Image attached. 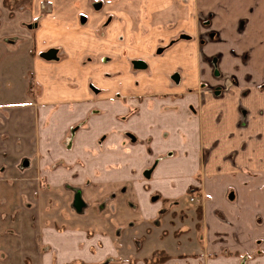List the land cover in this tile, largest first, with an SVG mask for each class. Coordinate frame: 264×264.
I'll return each instance as SVG.
<instances>
[{"label": "crops", "instance_id": "1", "mask_svg": "<svg viewBox=\"0 0 264 264\" xmlns=\"http://www.w3.org/2000/svg\"><path fill=\"white\" fill-rule=\"evenodd\" d=\"M143 53L145 69L124 57ZM8 62L27 73L22 118L36 111L37 130L23 143L39 154L38 182L128 213L122 226L108 210L89 211L88 226L70 213L66 226L23 229L22 246L7 234L15 258L2 264H264V0H0V71ZM190 187L196 204L183 206ZM177 210H200L192 247L175 237Z\"/></svg>", "mask_w": 264, "mask_h": 264}, {"label": "rangeland", "instance_id": "2", "mask_svg": "<svg viewBox=\"0 0 264 264\" xmlns=\"http://www.w3.org/2000/svg\"><path fill=\"white\" fill-rule=\"evenodd\" d=\"M15 3L16 6L17 1ZM49 4L48 1H43L40 5L44 14L49 15V13H52L53 6ZM94 4L96 8L101 7L99 3ZM145 26L149 29L148 23ZM143 29L144 33L142 39L147 40L150 35L149 31L144 27ZM188 39L187 37L180 36L177 39L171 40L166 47L169 48L177 41ZM105 56L107 55L95 56L94 58H98L100 63H110V60H113L111 55ZM59 57L62 59L63 55ZM65 57L66 56H64V58ZM124 57L128 60L129 65H131L132 68L135 67L134 69L137 70L135 62L144 61L145 64H147L150 54L143 53L139 56L132 54L125 55ZM16 68H11L10 62H8L7 67L4 66L0 71L2 74H10V70H12L14 75V78L0 80V260L4 258H15L11 257L14 251V247H11V245H13V240L10 238L6 239L7 234H10V236L12 234L16 238L17 244L21 245L23 229H28L32 226L38 227V225L56 227L66 226L68 220L74 218L73 216L70 217V213H77L75 224L78 226H88L89 211H92L96 215L99 210H108L107 217H109L112 224L116 226L125 224L126 217L124 214L128 213L127 210H115L111 205L101 204L104 202H98V199L92 197L94 192L92 194L87 193L84 188L68 184L55 187V185L50 183L43 184L42 182H38L39 180L36 178L38 169L35 166L39 154L37 151L31 149L29 144L23 143L24 140L35 135V131L37 130V115L36 111L31 110L28 119L25 116L22 118V115H24L22 110H26L28 95L21 93L24 87L21 81L23 76L22 73H24V78H27V73L23 71V69H21V71H23L21 72ZM32 75V72H30V80L28 81L30 84V100L35 99L34 93H36L34 91L35 83L32 81ZM130 76L127 78H130ZM91 85L94 86L93 83ZM97 90L98 91H95V93L100 94L101 90L99 88H97ZM120 96L121 94H118V97ZM77 126H82V123ZM132 139L134 138L131 137V140ZM148 172L150 173L151 169L148 170ZM190 196L194 195L189 194L187 197L182 200L179 199L178 201H180L183 206H187V204L193 206V204L196 203H192L194 199ZM118 200L120 199L118 198ZM39 211L42 212L39 213ZM43 211L44 214H42ZM178 211L181 210H177L173 213L172 221L174 225L180 227L177 228L178 230L175 232V237H180L181 233H188L190 234V244H195L197 236L199 235L197 231L201 228L198 210H195V216L189 212L190 210H187L188 213L182 210V220L177 218ZM181 224H184L183 230H181ZM10 230H13V232H10ZM192 249L194 248H191V251H196V249ZM148 251H150V248ZM21 252L22 251L19 250L15 256L21 258ZM165 256H167V254L164 252L155 253V255H153L154 258H165ZM248 259L249 257H241V264H247ZM0 264H2L1 261Z\"/></svg>", "mask_w": 264, "mask_h": 264}, {"label": "flooded vegetation", "instance_id": "3", "mask_svg": "<svg viewBox=\"0 0 264 264\" xmlns=\"http://www.w3.org/2000/svg\"><path fill=\"white\" fill-rule=\"evenodd\" d=\"M204 23L205 22H203V24ZM182 36L187 37L186 35H182ZM166 49H167V47L166 46H163V47H160L157 51H158V53H161V52H163ZM56 54H57V51H56ZM56 54H55V56L57 57ZM135 63H136L135 65L137 66L136 69H145V68H147V64H145L144 61H136ZM137 63H140V65H137ZM180 74L181 73L179 71L177 73L176 72L173 73L171 75L172 80L174 82H176V83H180L181 82V76H180ZM204 86H205L204 84H201L200 87H199V89L197 90V93L204 92V89H205ZM94 91H98V90L97 89H94ZM208 91L211 92L212 94L218 96V95H221L223 93V91H225V88H223L222 86H216L214 88L208 89Z\"/></svg>", "mask_w": 264, "mask_h": 264}, {"label": "trees", "instance_id": "4", "mask_svg": "<svg viewBox=\"0 0 264 264\" xmlns=\"http://www.w3.org/2000/svg\"><path fill=\"white\" fill-rule=\"evenodd\" d=\"M194 192H195V188H193V187H190L189 188V190H188V194H194ZM198 212L200 213V210H198ZM168 258V256H165V258H162V259H159V258H154V257H152V258H150V259H147V261H161V260H165V259H167Z\"/></svg>", "mask_w": 264, "mask_h": 264}, {"label": "water", "instance_id": "5", "mask_svg": "<svg viewBox=\"0 0 264 264\" xmlns=\"http://www.w3.org/2000/svg\"><path fill=\"white\" fill-rule=\"evenodd\" d=\"M55 54H56V51L51 50L49 52L44 53L42 56L46 59H50V58L52 59V58L56 57ZM137 65H140V63H137Z\"/></svg>", "mask_w": 264, "mask_h": 264}]
</instances>
